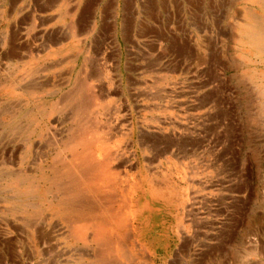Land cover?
<instances>
[{
	"label": "rangeland",
	"instance_id": "374dc122",
	"mask_svg": "<svg viewBox=\"0 0 264 264\" xmlns=\"http://www.w3.org/2000/svg\"><path fill=\"white\" fill-rule=\"evenodd\" d=\"M257 25L262 0H0V264H264ZM81 120L112 156L93 219L56 180ZM109 215L131 217L116 248L94 238Z\"/></svg>",
	"mask_w": 264,
	"mask_h": 264
},
{
	"label": "bare ground",
	"instance_id": "6f19581e",
	"mask_svg": "<svg viewBox=\"0 0 264 264\" xmlns=\"http://www.w3.org/2000/svg\"><path fill=\"white\" fill-rule=\"evenodd\" d=\"M262 1L264 2V0ZM249 32H250L249 38L251 40V44L253 45V49L255 51H258L264 54V30L259 25H257L256 27L250 28ZM84 84L85 82L81 83L79 86L77 85L78 87L76 88V90H74L72 95L68 97V102L70 103H73L75 100L77 101L75 111H74V113L76 114L75 118L77 120L79 118L84 119L88 110L91 109V105L95 104L97 100L91 86L88 87L89 83L85 85ZM97 125L99 126L100 124L98 123ZM91 127L93 126L90 125L88 122H84L83 120H81L78 123L77 128L74 130V133L71 135V137L69 136L70 143H71L70 149H71L73 161L71 163L68 162L69 164L65 163L62 165V167L56 169V180L58 184V191L60 194L59 202H62L63 204L71 208L74 212L73 214L75 215L74 218L76 219L86 217V216H90L92 217V219L99 217L97 210H93L90 204L84 200L83 196H84L85 191L89 192V194L92 195V198L99 200V202L102 201L106 205H107V202L109 204L110 200H112L110 199V196H103L102 198H99L97 195V192L100 188H102V185L103 184L106 185L109 181L108 174L110 172L109 170L110 168H108L107 165L103 163L104 161H106L105 163L109 164L108 161L112 159V156L111 154L108 155L109 153H107L102 163L99 162L97 157L94 158L95 156L93 154L94 151L91 152L90 150L95 147V144L97 142L96 139L98 136L94 135L95 131L93 128L96 126H94L93 128ZM93 136H97V137L95 138ZM61 151H63V149ZM166 197H168L167 194H166ZM151 201H154V200L151 199ZM154 203L156 202H153V204ZM126 205H125V208H126ZM129 219L126 217V219L123 221H119V220L117 221V219L115 220V218L112 215L111 216L109 215L108 218L103 220L101 227L95 230L96 232H94L95 233L94 238H96L100 243H102L104 245V248L105 247L106 248L107 247L116 248L115 247L116 239L111 236L113 230H111L110 227H115L116 228L115 230H117V233L116 232L115 233L120 235L121 231L125 232L127 227L130 228L129 224L131 220ZM88 235L89 234L87 233V230L84 227H77V230L74 232V237L83 242H86L87 239L90 238V237L88 238ZM106 236H111L112 238H109V240L106 241ZM107 253H108V250L103 249L101 254L98 253V255L99 254L105 255Z\"/></svg>",
	"mask_w": 264,
	"mask_h": 264
}]
</instances>
